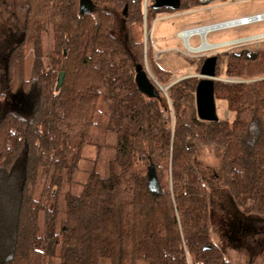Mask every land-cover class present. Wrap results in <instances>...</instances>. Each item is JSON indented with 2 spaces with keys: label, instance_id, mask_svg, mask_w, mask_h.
<instances>
[{
  "label": "trees",
  "instance_id": "16d2710c",
  "mask_svg": "<svg viewBox=\"0 0 264 264\" xmlns=\"http://www.w3.org/2000/svg\"><path fill=\"white\" fill-rule=\"evenodd\" d=\"M90 1L82 11L80 0H25L21 24L0 40V264H230L210 237L195 157L201 147L218 151L220 183L235 206L264 217V49L217 54L215 76L240 81H214L215 106L227 116L201 121L198 77L165 94L149 79L153 97L135 81L136 66L144 69L143 20L160 10L154 0ZM179 2L163 9L199 4ZM145 58L169 85L148 49ZM97 116L116 138L107 173L92 169L80 192L61 194L83 148L96 142Z\"/></svg>",
  "mask_w": 264,
  "mask_h": 264
},
{
  "label": "rangeland",
  "instance_id": "374dc122",
  "mask_svg": "<svg viewBox=\"0 0 264 264\" xmlns=\"http://www.w3.org/2000/svg\"><path fill=\"white\" fill-rule=\"evenodd\" d=\"M24 1L0 0V40L3 39L6 32H9L8 28L11 25L18 27L21 24ZM79 5L82 11L92 9L90 0H80ZM261 13H264V0H216L209 4H196L191 8L178 11L156 10L147 20H143L141 30L144 54L143 70L152 81L160 86V89H163L165 94V87L168 84H159L151 74L149 62L145 58L146 49L149 50V54L155 63L170 75L172 82L197 74L198 61L196 59L202 55L218 54L226 50L239 53L244 48L249 51L257 48L264 49V39L261 38L202 48V45L224 43L264 34V21L210 30L205 36L202 34L203 38L201 35L195 34L188 41L191 47L198 46L203 41L208 43L203 42L200 50H195V52H190L185 41L178 36V32L188 28L227 22ZM121 33L119 27L114 30V35L117 37L122 36ZM186 38L184 37V39ZM50 49L51 39L44 35L42 37V51L46 53ZM26 54L31 53L27 50ZM27 61L26 70L29 72L31 68L30 56H28ZM0 77L2 76L0 75ZM217 78V80L227 82L240 81L232 77ZM25 108L26 106L22 107V109ZM30 109H33L32 105ZM223 109L222 103H216L217 116H227L223 113ZM96 121L100 125L94 131V136L97 138L96 142L94 145L83 148L82 159L78 165L79 169L73 175L74 183L65 184L61 187V194L66 191L80 192L81 184L92 169L101 174L107 173L108 163L115 155L116 138L115 134L104 131V119L102 117L97 116ZM195 162L209 195L211 240L219 247L230 264H264V217L244 214L235 206L220 183V155L218 151L213 148H198ZM60 217L57 216V220ZM137 264L145 263L139 262Z\"/></svg>",
  "mask_w": 264,
  "mask_h": 264
},
{
  "label": "water",
  "instance_id": "95a60500",
  "mask_svg": "<svg viewBox=\"0 0 264 264\" xmlns=\"http://www.w3.org/2000/svg\"><path fill=\"white\" fill-rule=\"evenodd\" d=\"M179 0H154L151 7L153 9H169V10H177L179 8ZM236 40L224 42L220 44L213 45L214 47L233 44ZM217 62V56L211 55L206 57L197 74L193 77H198L199 81L196 84L195 92H194V102H195V110L196 116L201 121L212 122L218 119L216 113V106L214 102L213 96V84L214 81L218 78L215 76V67ZM63 73H59L57 78V86H60L63 80ZM146 74L144 70L141 69L140 66H136L135 68V81L141 92L146 94L149 97H153L157 94L152 82L160 88V86ZM179 80V79H178ZM175 80L171 82L166 88L171 86L173 83L177 82ZM163 90V89H161ZM147 178V186L150 192L154 193L158 190L157 178L154 172L153 167L150 165L146 171Z\"/></svg>",
  "mask_w": 264,
  "mask_h": 264
},
{
  "label": "built area",
  "instance_id": "2783aa9c",
  "mask_svg": "<svg viewBox=\"0 0 264 264\" xmlns=\"http://www.w3.org/2000/svg\"><path fill=\"white\" fill-rule=\"evenodd\" d=\"M197 1L199 4H209V3L216 1V0H197ZM145 3H146V0H144V4ZM261 21H264V13L255 14V15L247 16V17H242V18L227 21V22H222V23H217V24H212V25H207V26H202V27H197V28H191V29L185 30L184 32L189 33V35H195V34L201 35L198 32L199 29L208 28L210 30H214V29L230 27V26L247 25V24H250L253 22H261ZM260 38L264 39V34H259V35H255V36H251V37L242 38V39H237L233 43H238V42H242V41H249V40H258Z\"/></svg>",
  "mask_w": 264,
  "mask_h": 264
},
{
  "label": "crops",
  "instance_id": "0c3cea01",
  "mask_svg": "<svg viewBox=\"0 0 264 264\" xmlns=\"http://www.w3.org/2000/svg\"><path fill=\"white\" fill-rule=\"evenodd\" d=\"M188 29H191V28H188ZM188 29H185V30H188ZM185 30H182V31H180V32H178V36L180 37V38H182L184 41H185V44H186V46L188 47V49L189 48H191V50L189 49V51L190 52H195V50L197 49V48H199L202 44H203V42H205V43H207L206 41H203L201 44H199L198 46H195V47H191L189 44H188V41H189V38L190 37H192V36H195V35H189L188 37H187V39L185 40L183 37H181L179 34L180 33H183ZM205 36V35H204ZM202 37V36H201ZM203 38V37H202ZM208 44V43H207ZM218 44H220V43H218ZM213 45H216V44H209V46H211V47H213ZM198 50H200V49H198ZM194 74V73H193Z\"/></svg>",
  "mask_w": 264,
  "mask_h": 264
},
{
  "label": "bare ground",
  "instance_id": "6f19581e",
  "mask_svg": "<svg viewBox=\"0 0 264 264\" xmlns=\"http://www.w3.org/2000/svg\"><path fill=\"white\" fill-rule=\"evenodd\" d=\"M206 31V32H205ZM208 31H210V29H208V28H204V29H199L198 30V32L201 34V36H202V34H206ZM205 32V33H204ZM181 37H188L189 36V33H187V32H184V33H180L179 34ZM183 37V38H184ZM204 37V36H203ZM187 39V38H186ZM185 39V40H186ZM209 45H202V48H204V47H208ZM201 47V46H200ZM200 47L199 48H197L196 50H198V49H200ZM214 47V46H213ZM191 49V48H190ZM193 50V49H192Z\"/></svg>",
  "mask_w": 264,
  "mask_h": 264
},
{
  "label": "flooded vegetation",
  "instance_id": "af4514ba",
  "mask_svg": "<svg viewBox=\"0 0 264 264\" xmlns=\"http://www.w3.org/2000/svg\"><path fill=\"white\" fill-rule=\"evenodd\" d=\"M211 55H216V56H217V53H215V54H208V55H202V56H200L199 58H197L196 61H198V60H200V59H202V58H203V60H204L206 57L211 56ZM203 60H202V62H203ZM201 64H202V63H201Z\"/></svg>",
  "mask_w": 264,
  "mask_h": 264
}]
</instances>
